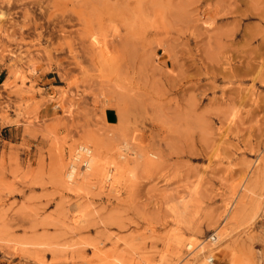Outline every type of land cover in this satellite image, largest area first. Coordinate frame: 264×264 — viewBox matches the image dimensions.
<instances>
[{"label": "rangeland", "instance_id": "1", "mask_svg": "<svg viewBox=\"0 0 264 264\" xmlns=\"http://www.w3.org/2000/svg\"><path fill=\"white\" fill-rule=\"evenodd\" d=\"M80 144L112 180L64 175ZM189 238L264 264V0H0V263L191 264Z\"/></svg>", "mask_w": 264, "mask_h": 264}, {"label": "bare ground", "instance_id": "2", "mask_svg": "<svg viewBox=\"0 0 264 264\" xmlns=\"http://www.w3.org/2000/svg\"><path fill=\"white\" fill-rule=\"evenodd\" d=\"M101 159L102 158L99 156L98 151L95 154L94 150L92 148H90L87 145L80 144L73 151V153L71 155L70 162L68 163V166L65 170L64 175L71 181L74 178H76L77 176L81 177V176H85L88 174H94L98 178H102L103 176H106L107 178H109V180L110 179L112 180L111 175L107 174V170H105L104 166L102 164H100ZM108 173H110V172L108 171ZM84 180H85V178H84ZM73 185H76V184H73ZM210 237L215 238L214 241L216 242V239H217L216 233ZM221 239H222V236H221L219 242L221 241ZM182 241H184V240H180V239L178 240L179 243H182ZM185 245H186V247H189V248H193V246H194V248L192 250H195V251L191 256V261H190L191 264H193L194 262H197V261L201 262L202 261V253L205 251V247L201 244H195V241L192 238H189L188 241L185 243ZM198 246H199V248H197Z\"/></svg>", "mask_w": 264, "mask_h": 264}, {"label": "crops", "instance_id": "3", "mask_svg": "<svg viewBox=\"0 0 264 264\" xmlns=\"http://www.w3.org/2000/svg\"><path fill=\"white\" fill-rule=\"evenodd\" d=\"M54 78V76H46L45 77V81H51L52 79ZM41 111H43V109L41 108ZM49 114V113H47ZM104 119L106 120L107 123L109 124H114L116 123V121H113V117H114V114L111 112V109H108V110H105L104 114ZM1 264V263H0Z\"/></svg>", "mask_w": 264, "mask_h": 264}]
</instances>
